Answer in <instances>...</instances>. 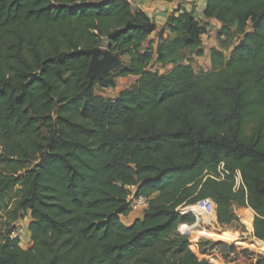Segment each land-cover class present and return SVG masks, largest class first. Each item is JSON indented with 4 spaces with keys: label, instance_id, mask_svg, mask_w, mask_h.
<instances>
[{
    "label": "trees",
    "instance_id": "trees-1",
    "mask_svg": "<svg viewBox=\"0 0 264 264\" xmlns=\"http://www.w3.org/2000/svg\"><path fill=\"white\" fill-rule=\"evenodd\" d=\"M164 1L155 42L129 0H0V264H236V247L211 259L178 231L194 216L177 208L205 199L264 245V0H206L201 18ZM209 18L220 44L196 71ZM102 47L118 64L89 77L81 50ZM26 214L23 247L10 233Z\"/></svg>",
    "mask_w": 264,
    "mask_h": 264
},
{
    "label": "rangeland",
    "instance_id": "rangeland-1",
    "mask_svg": "<svg viewBox=\"0 0 264 264\" xmlns=\"http://www.w3.org/2000/svg\"><path fill=\"white\" fill-rule=\"evenodd\" d=\"M131 2V4L133 6H135V4L137 3V0H129ZM217 43L218 40L215 37ZM213 40V38H212ZM211 39L208 41H205V45L210 44V41H212ZM221 40L223 41L224 38H221ZM220 44V43H218ZM104 48V47H102ZM105 49V48H104ZM227 52V51H225ZM203 63V62H201ZM154 68L156 69V71L158 72H165L166 70H168L170 68V66H166V67H158V66H154ZM195 70L196 71H203L202 68H200L199 66H195ZM131 81L129 80H124L121 79L120 80H116L115 83V87L114 88H102L99 86H95L94 87V92L98 95H101L105 98H110L112 95H116L117 91L119 89H121V87H128L129 85H131ZM204 206L203 210L202 208H200V203H196L194 205L191 206H187L185 208H183V210H192L193 212L196 213V215L198 216V218H196V216H194V222L191 224H185L188 227L184 228L180 230V226H178V229L187 234L190 238V241L193 243V245L195 246V248H199L200 246H203L204 243H212L214 244V249L212 252V257L210 256L209 258L213 259L214 257H221V252L222 251H227L229 246H233L237 248V251H235L234 257H235V263L236 264H248L250 262V258H248V256L244 255L242 252H240V248H245V249H250L252 252L257 253L259 251H264V245L261 243H251L250 244V240H249V236H248V232H246V230L244 229L243 226V221L241 219H239L237 221V223H235V225L233 227H229L228 229L222 228V227H218L215 224L214 221V214L213 211L210 209H208V207H206V205L202 204ZM200 210L203 214H200ZM140 212L139 209L137 210H133V212H130V214L125 218L122 219L124 221V223H128L129 221H131L133 219L134 216L138 215ZM186 214V212H184ZM190 213V212H189ZM235 213L236 215H238V217H244V215L247 217L249 214L247 212L246 209H241V208H236L235 209ZM31 220V216L30 214H26L23 219L21 220L23 222V224H26L28 227V224ZM22 225V224H21ZM23 227V226H22ZM24 228L21 234V237L19 240V243L22 244L23 247H27L29 246V234L28 229ZM27 230V231H26ZM249 242V244L247 243ZM254 242V241H253Z\"/></svg>",
    "mask_w": 264,
    "mask_h": 264
},
{
    "label": "crops",
    "instance_id": "crops-1",
    "mask_svg": "<svg viewBox=\"0 0 264 264\" xmlns=\"http://www.w3.org/2000/svg\"><path fill=\"white\" fill-rule=\"evenodd\" d=\"M205 2H206V0H196L195 3L193 4L192 8L190 7L187 9H192L194 11L195 15L198 18H201V14L203 12ZM176 4L177 3L175 1L168 2V1H164V0H137L135 7L146 12L154 20V22L157 26L156 31L153 32L149 38L154 39V41L157 42L156 32L162 27L165 29L164 23L166 21V18L169 15V13L177 7ZM206 22H207V32L205 34H203L201 37L202 46H203V55L193 56L194 68H195V66H199L200 68H202L203 71L210 70L211 63H210V59H209V53H210L211 48H217V41L215 39V33H216V30L218 29V27L220 26V23L213 18L206 19ZM212 38H213V40H212ZM210 39L212 40V41H210V44L205 45L206 44L205 41H208ZM201 62H203V63H201ZM120 78L124 79V80H129V81H131V83H133L137 77L133 76V75H129V76H125V77H118L115 79V83H116V80H120ZM122 88H125V87H121V89ZM121 89H119V90H121ZM118 91H117V93H118ZM113 97H114V95H112L110 98H113ZM19 224H22L23 229L24 228L26 229L27 225L23 224L22 221Z\"/></svg>",
    "mask_w": 264,
    "mask_h": 264
},
{
    "label": "built area",
    "instance_id": "built-area-1",
    "mask_svg": "<svg viewBox=\"0 0 264 264\" xmlns=\"http://www.w3.org/2000/svg\"><path fill=\"white\" fill-rule=\"evenodd\" d=\"M195 1L196 0H181L180 4H181L182 7H184L185 9H187V8H190V7L192 8V6L195 3ZM187 10H192V9H187ZM234 178H235V184H236V187L235 188H238L240 186V184H241L240 175H239L238 172H235ZM199 203L201 205L200 208H202L203 210H205V209H204V206L202 204L206 205V207H208V209H210V207H211V210L213 211L214 219H215V213H214V205H213V203H211L207 199L202 200V201H199ZM147 205H148L147 199L145 197H143V196H139V197H137L136 199L133 200V202L131 204V208L133 210H136V209H140V208H145V207H147ZM235 209H234V211H235ZM181 210H183V209L177 208V211L179 213H181V214H183L184 212H186V213H189L190 212L189 214H192L193 216H196V218H198V216L196 215V213L193 212L192 210H184V211H181ZM200 214H203L201 212V210H200ZM185 224H179L178 225V226H180V230H181V228L184 229V228H187L188 227ZM180 230L178 229V231L181 234H185V233L181 232ZM22 231H23L22 225L21 224H18V225H16L15 229L10 233V237L11 238H18V239H20L21 234H22Z\"/></svg>",
    "mask_w": 264,
    "mask_h": 264
},
{
    "label": "water",
    "instance_id": "water-1",
    "mask_svg": "<svg viewBox=\"0 0 264 264\" xmlns=\"http://www.w3.org/2000/svg\"><path fill=\"white\" fill-rule=\"evenodd\" d=\"M81 51L91 56V62L87 70V75L89 77L107 72L118 64V59L104 48H94Z\"/></svg>",
    "mask_w": 264,
    "mask_h": 264
}]
</instances>
